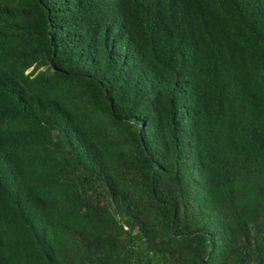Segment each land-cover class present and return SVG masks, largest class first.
Masks as SVG:
<instances>
[{
	"label": "trees",
	"instance_id": "1",
	"mask_svg": "<svg viewBox=\"0 0 264 264\" xmlns=\"http://www.w3.org/2000/svg\"><path fill=\"white\" fill-rule=\"evenodd\" d=\"M0 264H264V0H0Z\"/></svg>",
	"mask_w": 264,
	"mask_h": 264
}]
</instances>
